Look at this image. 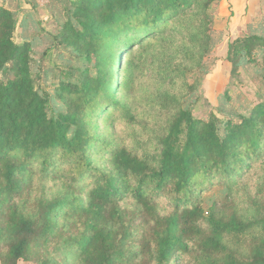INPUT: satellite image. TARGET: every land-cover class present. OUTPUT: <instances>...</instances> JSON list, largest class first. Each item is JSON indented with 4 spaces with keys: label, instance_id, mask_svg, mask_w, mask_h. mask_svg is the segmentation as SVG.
<instances>
[{
    "label": "trees",
    "instance_id": "trees-1",
    "mask_svg": "<svg viewBox=\"0 0 264 264\" xmlns=\"http://www.w3.org/2000/svg\"><path fill=\"white\" fill-rule=\"evenodd\" d=\"M52 1L53 38L64 49L54 93L37 84L32 44L15 42L18 13L0 3L1 264L27 260L54 233V256L42 264H173L178 254L188 264H264V172L254 186L243 179L264 157L263 31L235 40L227 59L232 78L256 71L255 99L242 112L219 107L204 120L185 94L197 93L209 72L201 36L209 39L215 0ZM194 3L203 35L179 47L180 62L158 68L170 89L155 99L174 112L159 156L114 144L100 133V113L114 106L115 119H134L107 95V54L123 36V50L139 42V63L128 60L121 85L129 90L161 43L156 35ZM50 177L54 197L32 199L34 181Z\"/></svg>",
    "mask_w": 264,
    "mask_h": 264
},
{
    "label": "rangeland",
    "instance_id": "rangeland-1",
    "mask_svg": "<svg viewBox=\"0 0 264 264\" xmlns=\"http://www.w3.org/2000/svg\"><path fill=\"white\" fill-rule=\"evenodd\" d=\"M4 5L18 13L19 27L15 34V42L18 44L30 42L33 46L35 62L32 69L37 84L50 93H54V88L59 82V67L62 65L59 55L64 50L62 47H57L53 38V34L55 35L58 29V18L55 17L58 13L55 7L56 2L30 0L20 5L19 2L11 1ZM212 7L214 23L210 26L209 39L201 36V41H208V48H210V52L204 58L209 72L200 80L197 93L185 94L187 100L191 98V101H196L191 107L194 117L204 120H207L210 113L219 107L225 108L227 112H242L255 99L256 86L251 80L256 71L246 67L241 69L239 77L232 78L231 65L227 59L230 46L235 40L244 38L249 31L264 33V0H237L235 3L231 0H215ZM198 11L199 8L194 3L180 12L175 20H168L166 28L156 35L161 43L148 57L145 73H134L132 87L129 90H123L121 85L125 81L128 60L139 63V42L130 43L131 45L125 47V50L128 47L130 50L125 52L121 48L126 37L123 36L113 46V53L107 54L108 71L112 72L108 76L110 90L107 95L120 100L134 119L133 122L123 117L115 119L114 106L100 113L97 121L100 133L109 134L114 144L125 146L139 155L159 156V139L166 134L174 112L159 108L158 101L155 99L161 91L170 89L169 79L163 77L158 68L163 66V61L180 62L183 55L179 54V47L191 42L196 35H203L202 29L206 25L203 23V16L199 18L196 15ZM134 34L131 31L129 36L132 37ZM145 40L143 39L142 43ZM174 56L175 60L170 61V58ZM226 91L230 95V100L225 97ZM218 115L220 119H226L223 115L219 113ZM263 172L264 157L249 167L243 179L250 181L254 186L257 177ZM56 183L54 177L43 181L36 179L31 198L45 196L52 199ZM58 242L56 234H52L41 248L31 249L28 259L19 264H42L41 258L48 259L54 256L53 252ZM192 245L193 242L190 241L189 246ZM37 251L41 252L39 259L37 258L40 254L37 256L35 254ZM188 263V256L178 254L173 264Z\"/></svg>",
    "mask_w": 264,
    "mask_h": 264
},
{
    "label": "crops",
    "instance_id": "crops-1",
    "mask_svg": "<svg viewBox=\"0 0 264 264\" xmlns=\"http://www.w3.org/2000/svg\"><path fill=\"white\" fill-rule=\"evenodd\" d=\"M11 1H13V2H19L20 3V5H22V3H27L28 1H30V0H0V3H2L3 5L5 4V3H7V2H11ZM233 3H235V1H237V0H231ZM245 2V1H244ZM6 6V5H5ZM26 6H28L27 4H26ZM23 8L25 7V6H22Z\"/></svg>",
    "mask_w": 264,
    "mask_h": 264
}]
</instances>
